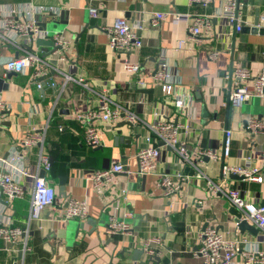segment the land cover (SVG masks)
<instances>
[{
    "label": "crops",
    "instance_id": "crops-1",
    "mask_svg": "<svg viewBox=\"0 0 264 264\" xmlns=\"http://www.w3.org/2000/svg\"><path fill=\"white\" fill-rule=\"evenodd\" d=\"M224 2L210 0L202 6L188 0H0V17L22 20L29 16L38 29L49 36L60 33L69 44L68 61H52L54 69L48 70L39 91L29 79L32 68L7 73L6 67L17 50L0 40V78L8 84L0 92L6 103L0 117V161L7 163L17 153L31 174L39 173L40 148L26 151L18 142L28 132L47 125L42 152L51 168L45 179L56 194L54 205L42 210L40 220L29 223L31 179H20L25 187L22 198L6 201L0 196V223L25 230L14 248L0 239V264H203L193 252L199 246L197 233L206 227H214L227 241L244 240L232 264H243L239 251L244 245L264 251L260 231L252 224L256 234L239 230L233 214V209L239 214L238 210L225 195L210 193L206 187L205 178L220 183L223 165L244 166L249 161L260 168L264 159L263 136L250 134L245 126L250 116L264 118V97L251 98L234 109L229 104V91L238 82L227 78L235 67L255 74L264 62V28L257 27L262 28L261 33L251 31L255 19L264 13V0H237L243 27L229 36L223 33H229L231 27L220 19ZM91 7L96 9V18L88 13ZM154 12L165 14L157 28L149 25ZM196 15L210 17L209 28L202 30L199 38L187 32L190 19ZM119 17L131 26H142L137 30L142 47L135 56L108 47L103 28ZM35 41L28 46L44 58L52 44L40 50ZM211 51L218 53L214 60L207 57ZM127 61L139 63L136 74L124 72ZM162 61L168 75L177 81L176 94L184 96V110L189 111L190 119L175 114L153 77ZM64 74L75 81L63 88ZM101 94L114 103H128L139 122L129 128L96 123L103 144L89 147L82 139L81 126L71 115L96 108ZM162 106L171 121L178 117V121L186 119L191 124L189 133H181L180 138L192 160L196 161L197 150L219 151L226 129L232 132L229 155L215 161L202 158L195 162L194 169L155 138L146 142L149 131L145 123L151 124L154 112ZM146 145L159 150L151 174H118L97 187L87 179L93 171L107 169L112 160L124 162L136 172L135 153ZM186 167L193 172L185 171ZM160 173L184 178L173 197H164L156 187ZM260 175V182L229 175L224 188L236 189L245 200L264 204V171ZM63 177L64 193L59 183ZM122 189L124 197L118 195ZM67 198L84 200L87 217L62 220L61 209ZM111 216L124 220L129 234L108 235ZM151 237L158 238L162 245L157 260L142 253L143 242ZM24 243L26 251L22 249Z\"/></svg>",
    "mask_w": 264,
    "mask_h": 264
},
{
    "label": "built area",
    "instance_id": "built-area-1",
    "mask_svg": "<svg viewBox=\"0 0 264 264\" xmlns=\"http://www.w3.org/2000/svg\"><path fill=\"white\" fill-rule=\"evenodd\" d=\"M189 4H200L206 6L210 0H188ZM224 13L220 16L223 24L230 26L231 29L223 35L229 36L233 33H239L243 27V21L239 12L237 0H225L223 5ZM44 13L48 11H43ZM90 17L96 18L97 12L94 8H89ZM165 14L162 12H154L150 19L149 25L152 28H157L164 20ZM208 15H196L190 19V25L187 28L189 36L199 38L202 30L209 28ZM257 27L264 28V13L259 16ZM139 24L130 25L128 21L119 17L116 18L112 25L103 28V31L108 38V47L121 54L137 55L142 47V40L137 30H141ZM23 38L21 41L20 39ZM37 39H50L52 41L51 50L44 58H40L32 50H29L28 45ZM0 40L7 46L17 50L14 59L7 65L6 71L18 73L23 68H32L30 82L34 84L37 90H42L43 80L49 69H54L52 61L64 63L68 61L67 52L69 44L65 37L60 33H53L51 36L45 31L38 29L36 23L29 16H24L22 20L14 19L13 17H0ZM29 43V44H28ZM32 49V48H31ZM19 52L21 53L19 55ZM218 53L211 51L207 57L210 60L217 58ZM140 69L138 62H125L123 70L126 74H136ZM154 79L160 83L161 92L167 103L174 109L178 116H187L191 118L189 111L184 110L186 102L184 96L176 94L177 81L170 77L167 73L165 62H160L153 75ZM63 88L68 82L75 79L67 74H64ZM238 82L237 85L229 91V104L238 109L243 103L251 98L264 97V62L262 63L259 72L253 74L249 69L244 67H235L227 76ZM82 80H78L81 83ZM85 85V84H83ZM175 95V97H173ZM6 110V103L0 96V117L3 116ZM172 112V111H170ZM72 119L79 123L82 128V139L89 147H100L103 144L101 134L96 128V123L111 124L116 128L120 122H126L127 128L139 122V118L132 112L128 103H114L104 95H99L98 105L96 108L86 112H74L71 115ZM178 118V117H177ZM171 121L167 117L166 111L162 106L154 112V120L151 124H146L149 131V136L146 137V142L151 138H155L157 142L163 143L160 146H165L173 149L178 155L183 164L197 169L196 161L206 158L209 160H217L219 157L225 158L229 155L231 145V130H224L222 145L219 151L206 148L195 152L196 161L190 158V153L186 147L185 141L181 140L180 134H188L191 129V124L185 119ZM246 129L250 134H261L264 140V118H256L250 116L245 122ZM119 128V127H118ZM47 125L37 132H28L24 138L18 143L24 150L39 147L37 160V168L44 172V177H40L39 173L31 174L21 162V155L14 154L7 163L0 161V196H3L6 201H11L16 198H22L25 195V187L21 182V178L32 180L30 192V207L27 217V222L40 220L42 210L51 208L55 202V191L45 179V174L50 171L51 165L49 158L42 152V144L44 142ZM61 130V128L59 129ZM221 151V152H220ZM137 160V171L134 172L128 168L127 164L121 161L112 160L109 167L105 170H96L87 178L93 187L102 185L105 182L111 181L116 175L124 174L126 176L137 173L145 176L151 174L157 158L159 150L157 147L146 145L137 149L135 153ZM6 164V169H4ZM264 171V159L260 168L255 167L248 161L244 166H229L223 165L220 173V183L216 184L206 179V187L210 193L223 194L230 201L231 205L238 210L240 220H245L255 226L260 231L261 241L264 242V204H259L254 200L247 201L236 189L224 188V181L229 175L240 176L248 181L260 182V173ZM184 178L182 176L172 177L166 173H160L156 182V187L161 191L166 198L173 197L180 189ZM120 196H125L124 189L120 190ZM88 215L87 205L84 200L67 198L62 209V220L84 219ZM130 228L124 220H119L111 216L107 224L106 233L108 235H124L129 234ZM25 230L18 227L3 225L0 223V239L7 245L8 248H14L18 242V237L24 235ZM188 233V232H187ZM199 242L198 248L193 252L194 257H199L203 264H232L239 245L244 240L227 241L222 234L214 227H206L197 233ZM158 238L151 237L145 240L142 244V253L145 257L154 258L160 255L161 247ZM23 251L27 250L26 244H23ZM243 259V264H264V251L258 250L257 247L244 245L239 251Z\"/></svg>",
    "mask_w": 264,
    "mask_h": 264
},
{
    "label": "water",
    "instance_id": "water-1",
    "mask_svg": "<svg viewBox=\"0 0 264 264\" xmlns=\"http://www.w3.org/2000/svg\"><path fill=\"white\" fill-rule=\"evenodd\" d=\"M63 14H64V12H63ZM65 15H66V12H65ZM257 23H258V18L255 19L254 26H253V28H252L251 31H253V32H256L257 31V32L261 33L263 30H262V28H257ZM35 44L41 50L43 45H51L52 43H51V41L37 39L35 41ZM28 49L31 50V48H28ZM9 77L10 76H8V78ZM7 86H8L7 82L4 81L2 78H0V92L3 91V90H6L7 89ZM125 125H129V124H127L126 122H120V123L117 124V127H122V126H125ZM162 144L163 143L161 142L160 145H162ZM186 170L191 171L192 169L190 170V169H188L186 167L185 168V171ZM192 172H193V170H192ZM39 176L40 177H44V172L43 171H40L39 172ZM232 176H233V178L242 179V177H239V176H235V175H232ZM65 180H66V178L63 177L59 181V183H60V192H62V193H64ZM233 214L235 215L234 221L236 222L237 228L239 230L249 231L252 234H256L257 233V229H255L250 223H248L245 220H240V214L236 213V211L234 209H233ZM152 259L157 260V257H154ZM152 259H150V260H152Z\"/></svg>",
    "mask_w": 264,
    "mask_h": 264
}]
</instances>
